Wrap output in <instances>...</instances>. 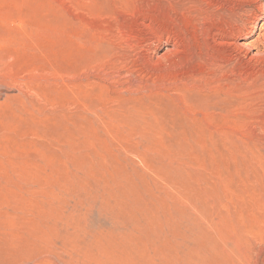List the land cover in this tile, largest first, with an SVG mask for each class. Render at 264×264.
<instances>
[{"label":"rangeland","instance_id":"rangeland-1","mask_svg":"<svg viewBox=\"0 0 264 264\" xmlns=\"http://www.w3.org/2000/svg\"><path fill=\"white\" fill-rule=\"evenodd\" d=\"M222 1L0 0V264H264V53L205 44Z\"/></svg>","mask_w":264,"mask_h":264},{"label":"bare ground","instance_id":"bare-ground-1","mask_svg":"<svg viewBox=\"0 0 264 264\" xmlns=\"http://www.w3.org/2000/svg\"><path fill=\"white\" fill-rule=\"evenodd\" d=\"M230 1H233V0H230ZM238 1H241V3H240V5L237 4L238 5L237 9H239L238 11L241 10L242 14L234 13L235 11L237 12V9H236L235 11L233 10L234 12H232V16H223V15L217 16L218 14L213 13V14H208L202 18V23H201V32L202 33L201 34H203L202 37L204 38L205 44H207L208 46H210L212 48H224V49L225 48H228V49L231 48L236 53H240V51L242 52V50L244 48H245V50L246 49L250 50L254 47L256 48V47L262 46V48H263L262 50L264 53V3H262V1L257 0L258 5H257V7H255L256 8L255 10L258 12H259V10H261V11H260V13L255 15L254 18H250L246 14L252 13V12L251 11L248 12V11L243 9L244 7H246L248 0H238ZM250 1H252V0H250ZM234 6H235V4H234ZM232 7H233V5H232ZM256 11H254V13ZM254 13H252V14H254ZM213 29H216L218 31V33L217 34L213 33L212 32ZM256 32H257V37H256V40L255 39L254 40L259 41V43H258L259 45L257 46V42H255V41H250V42L246 43V41L248 39H250L253 36V34H255ZM202 42H203V39H202ZM213 52H214V49H213ZM227 52H229V50ZM227 52L224 53V60L226 62H229V60L232 58V56H230V55H232V54L229 55V54H227ZM237 55L233 56L234 59H235V56H237ZM229 56H230V59L228 58ZM214 57H217V54ZM248 59H249V57H248ZM221 60H223V59L221 58ZM224 60H223V62H224ZM236 61H237V59H236ZM230 62H231V60H230Z\"/></svg>","mask_w":264,"mask_h":264}]
</instances>
